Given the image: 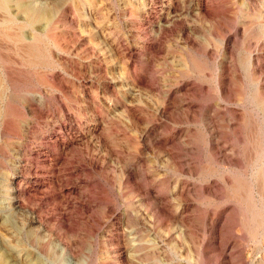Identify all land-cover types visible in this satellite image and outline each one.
<instances>
[{"label": "rangeland", "instance_id": "rangeland-1", "mask_svg": "<svg viewBox=\"0 0 264 264\" xmlns=\"http://www.w3.org/2000/svg\"><path fill=\"white\" fill-rule=\"evenodd\" d=\"M0 264H264V0H0Z\"/></svg>", "mask_w": 264, "mask_h": 264}]
</instances>
